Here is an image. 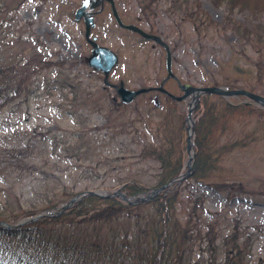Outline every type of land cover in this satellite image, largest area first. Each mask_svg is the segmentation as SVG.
Here are the masks:
<instances>
[{
    "label": "rangeland",
    "instance_id": "obj_1",
    "mask_svg": "<svg viewBox=\"0 0 264 264\" xmlns=\"http://www.w3.org/2000/svg\"><path fill=\"white\" fill-rule=\"evenodd\" d=\"M116 1L124 22L153 31L170 45L173 72L182 83L214 85L224 76L235 77L236 64L250 65L254 48L264 50L255 38L245 46L226 21L223 26L228 13L211 0H191L198 1L210 18L221 24L208 29L199 25L204 17L198 23L187 18L193 7L175 10L168 0H162L146 13L140 0ZM83 2L0 0V6L6 5L3 8L8 10H0L7 12L5 17L0 15V64L16 62L20 67L17 79L26 77V84L35 88L33 93L25 89L24 94L29 93L27 101L26 95L9 100L0 113V210L16 207L18 199L23 207H44L49 200L62 197L55 193L61 185L78 192L110 194L120 190L122 182L137 180L149 188L156 183L159 165L134 156L138 147L134 132L127 133L128 128L119 136L110 131L107 121L113 116L108 100L120 103L114 86L121 81L130 90L152 89L135 100L142 109L152 100L165 101L166 96L157 89L163 83L176 96L183 91L176 80L167 78L166 49L120 28L105 5V10L96 16L92 36L119 56V64L108 79L112 86H108L105 76L93 71L88 63L92 48L85 38L84 22L74 19ZM234 13V19L246 23L251 30L257 29L259 21L264 22L263 16L250 12ZM55 61H59L61 69L47 64ZM58 72L67 74L78 88L56 89ZM252 79L253 83L259 82L256 76L252 75ZM259 83L263 89L264 80ZM191 100L187 98L185 110ZM249 127L246 124L245 129ZM45 136L49 138L46 144ZM247 171L244 173L250 180L249 188H234L231 198L204 182L183 179L179 185L180 214L183 220L194 218L205 230L215 223L220 247L237 229L241 241L248 244L249 261L256 264L264 259V165ZM208 259L212 256L205 250L198 251L194 260Z\"/></svg>",
    "mask_w": 264,
    "mask_h": 264
},
{
    "label": "trees",
    "instance_id": "obj_2",
    "mask_svg": "<svg viewBox=\"0 0 264 264\" xmlns=\"http://www.w3.org/2000/svg\"><path fill=\"white\" fill-rule=\"evenodd\" d=\"M158 1L149 0L143 7L148 10L150 3ZM211 2L226 9L228 14L223 26L226 21L245 46L255 38L264 47V22L259 21L257 29L251 30L233 17L237 11L264 17V0ZM173 3L175 9L193 7L188 10L187 18L198 23L204 17L199 25L206 29L221 25L210 18L199 2L175 0ZM254 50L256 52L249 57L250 65L236 64L235 77L224 76L223 81L215 84L254 92L264 90L259 86L264 80V50L260 46ZM19 71L16 62L0 64V113L9 100L29 96V93L24 94L26 77L17 79ZM252 75L259 82L253 83ZM55 88L74 91L76 85L67 74L58 72ZM28 91L33 93L29 88ZM261 94L264 95V91ZM108 104L113 116L107 121L110 131L120 136L129 128L127 133L134 132V139L138 141L134 156L142 162L159 165L152 188L132 180L122 182L121 191L136 197L177 178L187 160L185 103L167 99L164 105L156 106L152 102L143 109L138 103L117 104L112 99ZM195 117V157L189 179L206 182L229 198L234 188L242 191L249 188L250 180L245 173L264 165V108L254 102L205 94L201 96ZM244 122L251 127L245 129ZM46 136L44 144L49 140ZM80 192L61 185L55 193L62 197L49 200L44 207H23L18 199L16 207L0 210V264H251L248 244L241 241L237 229L220 247L215 223L205 230L194 218L182 219L178 183L162 190L152 200L137 204L117 197L89 194L68 208L57 210L53 216L15 226L24 218L69 203ZM205 250L210 251L212 259L195 261L196 253ZM256 264H264V259L260 258Z\"/></svg>",
    "mask_w": 264,
    "mask_h": 264
},
{
    "label": "water",
    "instance_id": "obj_3",
    "mask_svg": "<svg viewBox=\"0 0 264 264\" xmlns=\"http://www.w3.org/2000/svg\"><path fill=\"white\" fill-rule=\"evenodd\" d=\"M113 3V10L115 13L116 18L118 19L119 23L123 26L126 27L128 29H133L134 31L140 33L144 38L147 39H151V40H155L158 43H161L164 45V47H166L167 49V69L169 72L170 76H173V72H172V54H171V50L168 47V45L157 35H153V34H149L145 31H143L141 28H138L135 25H125L123 24V22L121 21L115 5H114V1L111 0ZM97 3H94L93 1H89V3H87L83 8H81L78 13H77V18H80L82 15H85L86 18V24H87V36L89 37L90 35V30H91V22L94 20L93 15L90 16V14L88 13V10L92 7H94ZM93 47H94V53L91 56L89 62L90 65L93 66L95 69H101L104 70L106 76H108L109 72L111 71V69L114 67V65L117 63L118 61V57L115 53H113L111 50H108V48H104V47H99L97 45L96 42L91 41ZM183 90H185L186 94L183 97H179L178 99H184L186 98L189 94L193 93L194 94V100H196V98L202 94V93H216L224 95V96H234V95H245L249 98H252L256 101L259 102V104H262L264 106V97L252 92H248L246 90H242V89H238V90H227L225 88L222 87H192L191 85H182L181 86ZM161 90H163V88H160ZM147 91V89H139V90H135V91H131V90H127L124 86V84L122 83L121 86L118 88V92L121 95L123 101L125 102H130L132 101L134 98H136L139 94L143 93ZM194 106H191L189 109V115H188V121H189V117H191V113L193 112ZM194 121H193V125L190 128H188V133H189V144H188V150L190 151V159H189V163H188V173L186 174V176H188L191 172H192V158L194 157V150L191 152L192 149V144H191V131L194 132ZM182 178V177H181ZM181 178L179 177V179L181 180ZM166 187V186H165ZM163 187V188H165ZM161 191L156 190V192ZM90 193L93 194H98L99 192L96 191H85L82 194H79V196H77L76 198H74L70 204H72L73 202H75L76 200L80 199L81 197H83L84 195H89ZM101 195V194H100ZM42 216V215H40ZM39 216V217H40ZM38 218V217H37Z\"/></svg>",
    "mask_w": 264,
    "mask_h": 264
},
{
    "label": "snow or ice",
    "instance_id": "obj_4",
    "mask_svg": "<svg viewBox=\"0 0 264 264\" xmlns=\"http://www.w3.org/2000/svg\"><path fill=\"white\" fill-rule=\"evenodd\" d=\"M89 3V0H85V4Z\"/></svg>",
    "mask_w": 264,
    "mask_h": 264
},
{
    "label": "flooded vegetation",
    "instance_id": "obj_5",
    "mask_svg": "<svg viewBox=\"0 0 264 264\" xmlns=\"http://www.w3.org/2000/svg\"><path fill=\"white\" fill-rule=\"evenodd\" d=\"M104 8V7H103ZM103 8H101L102 9V11L104 10Z\"/></svg>",
    "mask_w": 264,
    "mask_h": 264
}]
</instances>
